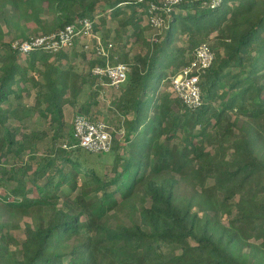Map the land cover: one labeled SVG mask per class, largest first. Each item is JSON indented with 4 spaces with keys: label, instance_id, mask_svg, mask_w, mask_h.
Returning <instances> with one entry per match:
<instances>
[{
    "label": "trees",
    "instance_id": "1",
    "mask_svg": "<svg viewBox=\"0 0 264 264\" xmlns=\"http://www.w3.org/2000/svg\"><path fill=\"white\" fill-rule=\"evenodd\" d=\"M213 2L180 0L154 28L158 0H0V171L15 183L0 194V264H264V0ZM86 19L93 44L112 45L106 56L79 38L52 56L6 42ZM204 44L214 61L191 110L172 78ZM119 63L129 72L110 112L121 134L92 155L64 108L102 121L99 83L109 80L93 71ZM11 99L46 129L10 126ZM75 193L71 210L59 206ZM24 217L20 244L6 224Z\"/></svg>",
    "mask_w": 264,
    "mask_h": 264
},
{
    "label": "built area",
    "instance_id": "2",
    "mask_svg": "<svg viewBox=\"0 0 264 264\" xmlns=\"http://www.w3.org/2000/svg\"><path fill=\"white\" fill-rule=\"evenodd\" d=\"M180 0H158L159 4L152 3L150 6V23L154 28H160L162 19L157 13L168 14L172 7ZM221 4V0H214L213 7ZM93 26L90 20L79 21L77 25L67 26L64 30L50 35H41L27 41H15L11 48L23 55L35 51H44L57 54L72 45L75 39H80L85 51L93 50L98 55L106 56L107 51L112 48L110 44L106 49L96 38L97 44H93L91 37ZM214 61L211 48L204 44L196 52L195 59L190 65L182 69L172 78V86L179 100L188 109L201 106V91L199 87L200 76L209 69ZM129 69L126 65L119 63L116 66L96 68L95 76L105 77L109 80L111 87L119 88L127 79ZM74 136L79 146L91 154H107L112 149V134L110 126L103 121H94L83 114L76 115L73 121Z\"/></svg>",
    "mask_w": 264,
    "mask_h": 264
},
{
    "label": "rangeland",
    "instance_id": "3",
    "mask_svg": "<svg viewBox=\"0 0 264 264\" xmlns=\"http://www.w3.org/2000/svg\"><path fill=\"white\" fill-rule=\"evenodd\" d=\"M144 25L146 27H148V32L146 33V36H153L155 34V30L156 29H152L150 27V25L148 24L147 21L144 22ZM32 26V25H30ZM33 27V26H32ZM116 28V24L113 22H105L104 25V32H106L107 30L111 32V41H113L114 39V34L113 31ZM132 32V31H130ZM99 36H101L99 34ZM136 42H139L140 40L135 39ZM6 42H15L12 40V37H7L6 38ZM115 46V45H114ZM70 50L66 49L64 51L65 52H69ZM95 82V81H94ZM99 86L102 87L103 89V95L101 96V100L103 102V105L100 107V114H102V121L106 122L109 126H110V133L113 135H117L120 136L121 132H118V121L111 116V112H110V106H111V101L114 98H117L120 93H121V88H115V87H111L110 85H101L99 83ZM33 102L32 100L30 101V103ZM7 108V107H6ZM96 108L93 109V112H96ZM8 112H10L11 115V120H10V126H21V128H24V130H26V132H31V131H37V130H43L46 129L45 125L40 122V119L38 117H34L32 119V117H29V115L23 113L20 109H18L16 107L15 102L11 99L10 104L8 105ZM66 124L68 126V129L70 128L73 131V121L74 118L76 116V114H74L73 110L69 107L66 108ZM37 118V119H36ZM3 135V132H2ZM50 144V139H46L44 142L40 143L38 145V149L37 152L39 153H44L45 148L47 146H49ZM173 142H169V143H165V147L168 150H172L173 149ZM177 145V144H176ZM91 154V153H89ZM92 155H96V154H92ZM26 158V157H25ZM175 159H177V156L175 157ZM13 164L12 160H8L6 163L7 167H11ZM1 168V167H0ZM0 194L2 196V198L6 199V197H9V193L10 191L15 187V183H10L8 181H6V179L2 178V174L0 171ZM77 195V193H75L71 198H64L60 201L59 206L65 208L66 210H71V207L74 206V202H73V198L74 196ZM69 204V206H68ZM75 212V210H74ZM12 222V221H11ZM29 222V219L27 217H24V220L22 221H17V222H7L6 224V231L9 232V234L11 236H13V238L17 239L20 244L24 241L25 239V223ZM16 251L19 253L20 252V248H17Z\"/></svg>",
    "mask_w": 264,
    "mask_h": 264
},
{
    "label": "crops",
    "instance_id": "4",
    "mask_svg": "<svg viewBox=\"0 0 264 264\" xmlns=\"http://www.w3.org/2000/svg\"><path fill=\"white\" fill-rule=\"evenodd\" d=\"M71 46H72V45H71ZM71 46H69L67 49L70 50ZM80 48H81V50H84L83 47H82V44H81V43H80ZM65 50H66V49H65ZM65 50H63V52H64ZM84 51H85V50H84ZM43 52H44V51H43ZM65 53H66V52H65ZM46 55H47V56H48V55H51V56H52L53 54H50V53H46V52H44V55H43V56H46ZM32 101H33V99H32ZM33 102H34V101H33ZM33 102H31L30 105H33ZM66 108H67V107L64 108V112L66 111ZM68 108H69V107H68ZM18 109H19V108H18ZM36 117H38V116H36ZM65 117H66V112H65ZM36 119H37V118H36ZM65 122H66V120H65ZM49 139H50V138H49Z\"/></svg>",
    "mask_w": 264,
    "mask_h": 264
}]
</instances>
